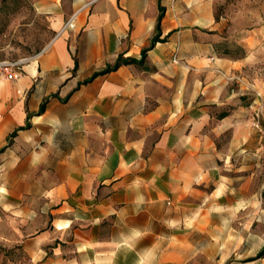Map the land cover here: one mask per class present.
Here are the masks:
<instances>
[{
  "label": "crops",
  "instance_id": "crops-1",
  "mask_svg": "<svg viewBox=\"0 0 264 264\" xmlns=\"http://www.w3.org/2000/svg\"><path fill=\"white\" fill-rule=\"evenodd\" d=\"M47 8L56 36L0 73V242L35 264H213L215 201L264 226V204L242 196L244 61L220 53L215 0ZM121 55L136 62L102 72ZM230 165L237 187L220 180ZM260 233L242 239L259 242L249 256Z\"/></svg>",
  "mask_w": 264,
  "mask_h": 264
},
{
  "label": "rangeland",
  "instance_id": "rangeland-1",
  "mask_svg": "<svg viewBox=\"0 0 264 264\" xmlns=\"http://www.w3.org/2000/svg\"><path fill=\"white\" fill-rule=\"evenodd\" d=\"M64 1L0 0V60L14 61L39 54L56 36L51 26V15L45 11V6L52 9L54 3H58L62 7ZM215 15L222 36L220 53L244 61L234 68L232 79L235 87L244 86L245 105L253 111H247V118H253L250 128L254 132H250L246 142V171L250 178L246 179L242 196L245 200L256 196L264 204V0H215ZM70 19L66 17L64 23ZM258 112H261L262 130L253 124ZM230 166L228 178L220 180L224 185L237 187L239 179L235 168ZM253 172H256V180L252 177ZM254 186L256 195L251 194ZM233 196L238 197L237 194ZM233 205L236 206V202L232 200L215 201L213 264H254L264 254L249 256L247 250H256L259 242L253 238L242 242V239L260 233L258 230L263 236L264 226L245 222L244 213L236 211ZM225 253L230 254L228 259H225ZM203 261L200 259L198 264ZM0 264L35 263L12 243L0 242Z\"/></svg>",
  "mask_w": 264,
  "mask_h": 264
},
{
  "label": "built area",
  "instance_id": "built-area-1",
  "mask_svg": "<svg viewBox=\"0 0 264 264\" xmlns=\"http://www.w3.org/2000/svg\"><path fill=\"white\" fill-rule=\"evenodd\" d=\"M74 17H72L64 26V29H68L75 26ZM30 57H25L17 59L14 61L11 60H0V73H5L9 78H15L17 69H19L25 62H27ZM260 117L261 112L257 113V119L254 121L256 127H260Z\"/></svg>",
  "mask_w": 264,
  "mask_h": 264
},
{
  "label": "trees",
  "instance_id": "trees-1",
  "mask_svg": "<svg viewBox=\"0 0 264 264\" xmlns=\"http://www.w3.org/2000/svg\"><path fill=\"white\" fill-rule=\"evenodd\" d=\"M161 10H163L162 7H161ZM161 18H162V14H161V16H160V19H161ZM157 29H158V30L160 29V22H159V24H158V26H157ZM158 40H159V37L156 36V37L154 38V40H153V44H154L156 41H158ZM144 53L146 54V51H144ZM133 62H136V60L133 59V58H131V59H123V57H122V55H121V56L119 57L117 63H116L114 66H109L107 69L103 70L102 72L104 73V72H106V71L111 70L112 68H117V67H119L122 63H133ZM263 254H264V250L260 252L259 256H262Z\"/></svg>",
  "mask_w": 264,
  "mask_h": 264
},
{
  "label": "bare ground",
  "instance_id": "bare-ground-1",
  "mask_svg": "<svg viewBox=\"0 0 264 264\" xmlns=\"http://www.w3.org/2000/svg\"><path fill=\"white\" fill-rule=\"evenodd\" d=\"M75 21V20H74Z\"/></svg>",
  "mask_w": 264,
  "mask_h": 264
}]
</instances>
